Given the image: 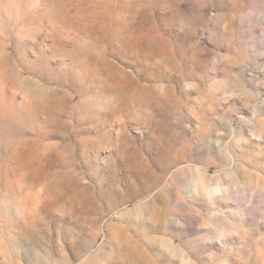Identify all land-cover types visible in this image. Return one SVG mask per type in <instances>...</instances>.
Listing matches in <instances>:
<instances>
[{"label":"rangeland","instance_id":"obj_1","mask_svg":"<svg viewBox=\"0 0 264 264\" xmlns=\"http://www.w3.org/2000/svg\"><path fill=\"white\" fill-rule=\"evenodd\" d=\"M0 264H264V0H0Z\"/></svg>","mask_w":264,"mask_h":264}]
</instances>
